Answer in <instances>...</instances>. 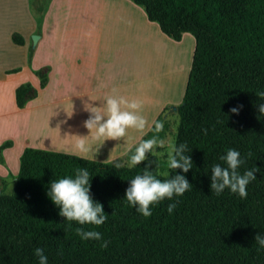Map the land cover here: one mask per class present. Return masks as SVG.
<instances>
[{
  "label": "trees",
  "instance_id": "trees-1",
  "mask_svg": "<svg viewBox=\"0 0 264 264\" xmlns=\"http://www.w3.org/2000/svg\"><path fill=\"white\" fill-rule=\"evenodd\" d=\"M130 1L170 39L179 41L184 33L194 39L182 99L155 119L163 121L169 111L177 114L173 145H184L182 154L191 158L192 167L170 169L150 156L129 168L121 161L26 146L11 192L0 191V264H39L36 248L47 264H264V249L257 250L256 240L264 237V113L259 111L264 97L257 95L264 91V0ZM12 40L22 44L15 35ZM30 59L28 53V65ZM34 73L42 88L46 72ZM30 94L36 95L31 84H20L16 107L22 108ZM232 107L238 113H231ZM165 129L163 123L157 131L153 123L142 140L163 139ZM8 146L2 143L0 154ZM228 148L237 149L244 161L238 174L257 169L243 199L227 188L220 195L211 188V166H226L219 157ZM77 167L90 172L89 195L107 216L100 226L67 221L47 194L53 180L72 175ZM144 171L162 180L182 175L190 189L150 205L151 215L144 217L124 195L130 179ZM77 228H95L108 247L81 240ZM16 234L24 239L16 241Z\"/></svg>",
  "mask_w": 264,
  "mask_h": 264
},
{
  "label": "crops",
  "instance_id": "crops-1",
  "mask_svg": "<svg viewBox=\"0 0 264 264\" xmlns=\"http://www.w3.org/2000/svg\"><path fill=\"white\" fill-rule=\"evenodd\" d=\"M0 2V145L9 143L0 154V180L17 174L26 146L89 159L70 137L90 143L94 152L89 160L122 162L164 107L180 103L194 39L188 33L179 41L170 39L130 0H48L46 7L37 4L41 11L37 19L30 0ZM34 34L38 39L28 65L30 36ZM13 35L22 44L14 42ZM44 71L41 88L34 72ZM25 81L36 95L26 96L24 106L17 108L15 89ZM110 95L140 99L146 119L143 129L128 128L118 137L119 143L94 139V132L84 125L92 114L90 107L101 109L107 118L106 97ZM30 126L35 134L50 133L56 139L36 135L34 140L33 134L24 133ZM101 146L115 150L97 149Z\"/></svg>",
  "mask_w": 264,
  "mask_h": 264
},
{
  "label": "clouds",
  "instance_id": "clouds-1",
  "mask_svg": "<svg viewBox=\"0 0 264 264\" xmlns=\"http://www.w3.org/2000/svg\"><path fill=\"white\" fill-rule=\"evenodd\" d=\"M257 95L264 97V91H259ZM92 113L84 125L87 129L94 132V139L98 138H118L126 134L128 128L143 129L146 119L142 114V101L137 98H128L123 95L106 97L105 112L107 118L101 115V109L90 107ZM231 113H238V107L229 109ZM259 111L264 113V104H261ZM178 119V117H177ZM154 128L159 131L163 129V121H154ZM207 129H201L202 134H207ZM163 140H157L155 137L141 140L135 147L127 161V167L132 168L145 159V154L153 149L156 144H163ZM77 149L87 158H93L94 149L84 138H78ZM184 145L179 148L170 144V150L167 155V166L170 169L180 168L182 172H187L191 167V158L183 155ZM175 153V154H173ZM178 157V158H177ZM224 165L215 163L211 166L212 183L211 188L216 195H220L225 188L229 192L237 194L241 199L247 196V185L255 178L253 172L257 169H249L243 174H238L237 169L244 162L240 152L235 148H228L225 153L219 157ZM121 163H116L115 167H123ZM190 189V185L184 176L176 175L171 179H158L153 173L144 171L137 174L129 181V186L125 190V199L130 207H135L136 211L144 217L151 215L152 208L163 199H169L173 196L179 197ZM90 192V172L87 168L77 167L72 175H64L53 180L48 189V196L52 203L59 207V215L67 221H75L77 224H91L94 226L102 225L107 216L102 211V205L94 202L89 195ZM173 205H169L167 211L172 212ZM76 234L81 240L101 241L102 248L108 247V240H101V233L91 228L87 231H81L77 228ZM259 251L264 249V237H256ZM39 258V264H47V258L42 254L41 248L34 250Z\"/></svg>",
  "mask_w": 264,
  "mask_h": 264
},
{
  "label": "rangeland",
  "instance_id": "rangeland-1",
  "mask_svg": "<svg viewBox=\"0 0 264 264\" xmlns=\"http://www.w3.org/2000/svg\"><path fill=\"white\" fill-rule=\"evenodd\" d=\"M1 1V0H0ZM83 2V1H81ZM1 3V2H0ZM14 3V1L12 2ZM47 3H48V0H30V6L32 7V10H33V15H34V18H40L41 17V11H38L36 8H37V4H39L40 6H43V7H46L47 6ZM2 4V3H1ZM25 29V28H24ZM35 35V34H34ZM187 35H190L189 33ZM32 36V35H31ZM30 36V38H31ZM187 39L186 40H189L188 37H186ZM31 41V39H30ZM36 45V44H35ZM35 48L32 47L30 45V48L28 49V53H30V57H31V54H32V50ZM183 51V50H182ZM189 52V50H188ZM176 54L175 52L173 53V67H175V55ZM185 53H183V56H182V60L181 62L184 64L185 62ZM19 80H22V76L19 77ZM26 82H29V81H25L24 83ZM23 84V83H21ZM33 90V89H32ZM179 92V91H178ZM173 93H174V86H173ZM179 104V103H178ZM177 104V105H178ZM42 120L46 121L44 118H41ZM81 119V118H80ZM82 121V120H81ZM177 122H178V119H177V114L174 112V111H169L167 112L164 116H163V123L166 125V129H165V135H164V138L163 139H157L158 141L159 140H163L164 143L163 144H156L153 146V149L149 152H147L145 154V159L141 162H139L138 164H136L135 166H141L143 165L147 159L150 157V156H155L157 157L158 159H160L161 161H163L164 163H167V155H168V152L170 150V144L173 145V142H174V135H175V130H176V126H177ZM34 128V127H33ZM33 128H31V126L28 128V130H25L24 133H28V134H33V138L34 140L37 139V136L41 137L43 140H46V139H49V140H55L56 138L54 136H51L50 133H48L47 135L46 134H43L42 136L41 135H37L38 133H34L35 130H33ZM37 135V136H36ZM67 138L68 137H65L63 139V142L68 140ZM111 140L115 141V143H119V141H117L118 138H110ZM70 141H72L75 145L77 144V140H75L74 138L70 137ZM123 144V143H122ZM120 146H122L120 144ZM119 146V147H120ZM99 148H104V149H107V150H115V149H112V148H107V147H98L97 149ZM115 148V147H114ZM118 148V147H117ZM135 150V148H134ZM134 151H130L125 157L124 159L122 160V163L124 165L127 166V161L129 159V157L131 156V154L133 153ZM13 185H14V178L11 177V176H8L7 180L3 181V180H0V191H3V192H6V193H9L11 192L12 188H13ZM133 215V214H131ZM14 239L16 241H22L24 239V236L23 235H14Z\"/></svg>",
  "mask_w": 264,
  "mask_h": 264
},
{
  "label": "water",
  "instance_id": "water-1",
  "mask_svg": "<svg viewBox=\"0 0 264 264\" xmlns=\"http://www.w3.org/2000/svg\"><path fill=\"white\" fill-rule=\"evenodd\" d=\"M30 39H31V46L34 47L35 44H36V41L38 39V36L37 35H32Z\"/></svg>",
  "mask_w": 264,
  "mask_h": 264
}]
</instances>
